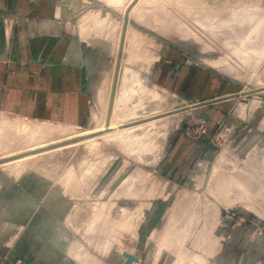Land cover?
<instances>
[{
    "label": "rangeland",
    "instance_id": "obj_1",
    "mask_svg": "<svg viewBox=\"0 0 264 264\" xmlns=\"http://www.w3.org/2000/svg\"><path fill=\"white\" fill-rule=\"evenodd\" d=\"M255 1L205 0L204 2H200V0H197L193 2L191 0H171L170 5L163 2L157 5H150L146 0H142L140 3L141 12L148 15L147 21L144 22L137 19L133 12L131 13L130 11L129 13L128 10H124V6H107L101 0H92L88 7L72 16L76 19L77 23L82 19L85 32L82 40L77 42V46L81 51L85 85L90 98V114L87 120L84 124L75 126L50 119H36L28 116L0 113V157L22 151L27 147L29 149L31 146L28 145L30 144L64 138L60 136V133L63 135L65 132H70L71 129L80 130L81 128L94 125L98 117L100 119L103 118L105 109L95 99L97 88H94V86L98 85L97 87H100L102 90L101 98L104 105L108 98L109 86L114 70L113 66L119 55L115 52L107 53L103 51L102 47L107 44L108 37L110 38L111 35H114V38H117L119 35L121 30L120 26H117L115 32L110 33L106 38L108 31L111 30L112 22L116 21H122L125 28L128 27L125 42L126 51L122 52L120 66L123 65V61H125L128 55L129 40L127 39L131 36V32L129 31L137 29L142 33L143 39L142 49L140 48L138 52L147 54L148 56H143L133 66L135 69L140 70V74L148 87L154 90L160 99L163 97L161 101H158V107L155 110H147L149 113L146 114L142 110L132 112V108H134L136 102H134V97H130L129 101L131 100V103L129 105L124 104L121 110H119V112H123V123H135L145 116L159 115L160 113L164 114L155 116V118L166 116V118H170L172 121L168 128H163L161 127L162 125L160 126L162 129L157 127L160 132H166L165 134L158 133L156 127H154V130L152 129L154 133H152V130H148L150 141L153 140V142L148 141L147 150L150 147L154 148L157 142V145H161L162 148L160 149L157 145H155L156 150L150 148L152 151H157L158 154L148 151L150 153L147 152L146 156L154 154L160 157L159 160L156 157V160L149 161L148 164V161L146 163V160L142 161L144 159L140 158L137 152H128L125 148L123 150L118 145L108 144L102 148L92 150L86 144H80L59 152L39 155L35 159L30 160L31 167L22 173L21 178L15 175V173L13 174L9 168H0L6 182L5 185L0 184V189L4 188L2 189L4 191H0L2 193L0 206H7L12 202L11 199L7 198L10 194L12 196H19V198L24 195L22 197L24 200H21L22 202L17 201L21 204L20 207L15 208L14 211L21 212L23 215L28 212L24 217L14 218V226L16 227H14L7 238L4 237V244L10 241L8 245H10V249L14 248V253L13 257H11L10 253L4 249L2 254L3 264H32L31 258H35L34 264H44L40 253L48 242H50L53 248L63 254L66 264H171L173 263V258L178 254L177 250L180 252V247L176 244L166 246L163 248L160 257L156 258L158 257L157 252L161 245V238L174 210L182 207L184 204L185 208L189 206L186 208L187 210L192 206L191 203L195 201L198 207L194 203L195 206L193 205L192 208L182 214L185 216L186 214L188 216L196 214L197 216L194 215V217L196 216L197 218L192 217L194 219L192 222L195 221L198 224L195 222L190 224V217V222L186 223V221L188 222L187 216V220L184 221L185 216L180 215L182 216V218L180 217L182 220L178 221L180 224L176 228L179 233L180 231H184V229L186 230V227H180L182 225L181 221H184L187 226L188 224L191 225V230L189 229L190 225L187 227V230L189 229L192 232L189 233L191 236L188 235L184 242L186 244H184L186 251L192 252L191 256L194 254V256L198 257L197 259L203 256L209 257L207 251L209 252L210 248L216 246L213 249L216 248L217 252L215 251V253L218 256L217 261L219 264H264V185H262V182H264V177H262L264 176V169L262 170L263 172L260 171V168H264V163H261L264 161V132L259 130L258 127H251V123L248 121L246 126L244 125V129L231 133L219 131L211 136L210 146L198 154L192 164L193 168L190 170V175L187 176L189 170L185 166L186 163L182 164L181 168H172L169 165L170 163H168L170 154L165 152L168 140L171 143V141L177 139L178 137H175V134L178 132H181L188 138L202 140L205 135L202 129H206V126L202 121L194 124L189 123V115L185 113L186 109H182V107L186 105L185 100L187 98L190 100L193 97L190 94H186L185 90H175L155 80V74L151 72V65L154 60L150 61L151 58L155 57V53L161 45L169 44L181 50L186 55L185 59L189 60L190 65L195 64L197 68L201 69L207 68L222 77H227L237 82L244 92L241 95L242 101L239 104H250L252 101L253 104H250L249 108H247L249 112L256 111L263 115L264 88H257L260 87L257 82L260 81L264 85V59L261 60L258 70L253 73L255 76L253 75L252 77L251 74H248V72H253L251 65L243 64L239 60V57L234 54L230 56L229 61L233 65L235 64V70H238L240 75L237 74L236 76L234 71L232 74V70L226 69L227 66L215 67L210 61H218L226 57V54H231L230 52H232L233 46L238 40L235 37L236 34L233 33V35L228 36L225 34V29L228 32L229 25H227L228 27L222 25V31L217 28L218 32L214 27L211 28L212 26H209L210 28L207 30L197 23L195 19L205 13L208 6L216 10L220 9L219 15L227 18L230 12H232L230 7L246 6L255 3ZM260 2L264 5V0H260ZM262 10L264 11V9ZM126 16L128 17V23L125 25ZM72 21L74 22V20ZM80 26L81 24H78L77 29ZM185 26L190 27L199 37L195 35V37L192 35H185L187 36L185 37L184 34L189 33L187 31L188 28ZM206 27L208 28V26ZM177 28H181V31L179 32ZM76 31L78 32V30ZM226 39H230V42L226 41ZM261 41L264 42V39H261ZM229 43H232L233 46ZM118 86L119 83L118 85L116 83V87ZM254 101H259V103H255L254 105ZM236 111L239 112H236V116L242 114L240 106ZM236 118L240 119V117ZM151 119H146L143 122ZM4 124L8 126V129L5 130V136L2 134ZM37 125L45 126L46 130L41 133L38 139L26 141L30 138L27 135L28 132L31 135L32 129H34H30V127H37ZM48 127L53 131H48ZM64 127L66 130L68 128V132L63 129ZM45 132H49V134ZM158 134H160V137ZM154 135H158L157 137L159 138H153ZM162 135L164 136L162 137ZM155 140H157L156 143H154ZM133 146L138 148L137 145ZM133 153H135L134 156L132 155ZM136 154L137 156L135 157ZM224 154L227 159L221 160ZM228 155H230V158ZM236 159H238V162ZM226 160L227 162L230 161V163L225 162ZM243 160L245 161L243 162ZM247 160L249 163H247ZM257 161L260 163H257ZM150 162L154 163L151 164ZM221 162L223 163L220 164ZM233 163H236L234 167H232ZM223 164L225 165L223 166ZM254 165L255 169H253ZM228 167L229 169L232 168L233 171L227 169ZM240 167L243 170H246L244 168H248L247 172H244L246 175L248 173L251 174L253 178L250 174L247 176L253 179L254 187H252L253 185L251 186L252 190L254 188V190H257H253L252 195L250 194L251 197H247L246 201H242L238 196L237 199L231 201L229 200L231 195V199H234L236 195H242L240 189H237L240 191L239 193L234 190L236 189L235 186L237 188L238 186L233 183V177H238L239 175L238 178H241V174L242 177L245 176L244 172L238 171ZM234 168L237 170H234ZM137 170L143 171L145 174L140 178ZM256 170L259 173L262 172L260 173L261 175ZM254 171L257 172L256 175L258 174L259 181L263 178L259 185L258 178L254 176L255 174H252L255 173ZM238 172L241 174H238ZM235 173L237 176H235ZM133 175L136 180L138 178L139 180L136 181ZM129 176L133 177L131 178L133 184L130 189L128 188V192L131 194L125 197L124 187L130 183L128 182L129 180L126 181L130 178ZM212 185L217 192L209 189L212 188ZM233 185L234 187H232ZM212 190L213 192H211ZM147 191L149 194L144 196V193H147ZM230 191H233V193L236 191L237 193H234L235 196L233 193H230V195ZM186 193L190 195L188 194V197H186L187 195H184ZM223 193H228V197ZM111 194L114 196L109 197ZM219 194L223 196L221 197ZM27 196H29L30 200L26 199ZM196 197L198 201L200 199L201 201H193L194 199L191 201L190 198L197 199ZM205 197L206 199L208 198V202H206ZM181 198L184 201L180 200ZM186 200L188 201L187 206ZM209 201L212 202V208L207 207L206 209L204 205L210 203ZM247 201L249 204L246 205ZM17 202L14 200L12 203L15 204ZM165 202L168 205L164 204ZM161 203L163 204L160 205ZM111 206L113 207L111 208ZM156 206L163 208L164 211H159L161 213L159 215L162 216L156 221L153 231L151 225H153L155 217H152V214ZM107 207L110 208L109 211L111 212L109 216H106L109 213ZM195 207L196 209L198 208L200 218L196 209V213L191 211ZM98 213H100V217H97ZM203 215H206V217ZM122 220L126 221V226L118 224L116 226L114 224V222ZM49 223L52 225L50 229L38 233L37 227L41 228L43 224ZM90 224H92V228ZM185 224L184 226H186ZM112 225H115V228ZM203 225H205V228H203ZM89 227L90 229L87 231ZM150 229L153 231L152 238L148 240L150 232L147 233V230ZM47 239H50V241ZM36 240H43V244L36 245L34 242ZM182 261L185 264H191L192 259L183 258ZM205 264H211V261Z\"/></svg>",
    "mask_w": 264,
    "mask_h": 264
},
{
    "label": "crops",
    "instance_id": "obj_2",
    "mask_svg": "<svg viewBox=\"0 0 264 264\" xmlns=\"http://www.w3.org/2000/svg\"><path fill=\"white\" fill-rule=\"evenodd\" d=\"M91 1L0 0V113L50 119L75 126L84 124L90 114V98L85 85L84 66L77 42L82 40L85 32L82 19L77 23L72 16L88 7ZM101 1L107 6H124V10L132 2V0ZM141 2L142 0H138L130 11L137 19L146 22L148 15L141 12ZM146 2L150 5L162 2L170 5L171 0H146ZM259 6L264 8L260 0H256L255 3L241 7ZM230 8H239V6ZM219 13L220 9L216 10L208 6L205 13L195 19L200 24L205 19L212 20L211 16L218 19L223 18ZM126 23H128L127 16L125 25ZM78 24L81 26L77 29ZM121 24L124 23L122 21L112 22L113 27L120 26L122 33ZM114 32L115 30L111 33ZM127 32L128 29H126L123 51H126ZM129 32L131 36L127 39L129 40L127 56L131 55V42L136 43L137 48L134 52L139 58L148 56L138 52L140 48L142 49V33L137 29ZM115 41L114 35L108 37L107 44L104 46L109 50L103 49V51L118 53ZM185 56L181 50L164 44L159 47L155 57L150 61L154 60L151 72L155 74V80L164 83L169 88L185 90L186 94L193 97V99L185 100L186 105H189L185 111L189 115V123L202 121L206 126V134L202 140L188 138L181 132L175 134L178 138L171 143L168 140L165 152L170 154L169 165L172 168H181V165L186 163L185 166L189 170L188 176L198 154L210 146L211 136L219 131L231 133L244 129L247 121L251 123V127H258L264 132V114L256 111L249 112L248 109L245 115L236 116L238 113L236 110L241 106L239 104L242 101L241 95L244 93L242 87L237 82L222 77L207 68L201 69L195 64L190 65ZM124 66V63L120 66V77ZM131 67L140 73V70L135 69L133 65ZM2 175L0 171V184L5 185V178ZM2 189L4 188L2 187L0 191ZM0 194V200H2V193ZM145 195L147 193H144ZM22 197L24 195L19 198V196L10 194L7 198L12 202L14 200L22 202L21 200H24ZM26 199L30 200L29 196ZM12 202L7 206H0V264H3L4 249L13 257L14 248L10 249L8 245L10 241L4 244L3 240L16 227L14 218L24 217L28 213L23 215L21 212H15ZM164 204L168 205L167 202ZM160 210L163 209L156 206L153 211L152 217H155L151 225L153 231L156 221L162 216L159 215ZM50 227H52L50 223L43 224L41 228L37 227L38 233ZM150 230H147V233ZM47 240L50 241V239ZM34 242L36 245L43 244V240ZM40 254L44 264H66L63 254L53 248L50 242L42 248ZM34 259H30L32 264H34Z\"/></svg>",
    "mask_w": 264,
    "mask_h": 264
},
{
    "label": "bare ground",
    "instance_id": "obj_3",
    "mask_svg": "<svg viewBox=\"0 0 264 264\" xmlns=\"http://www.w3.org/2000/svg\"><path fill=\"white\" fill-rule=\"evenodd\" d=\"M120 2H124L125 0H119ZM131 1V0H130ZM138 0H132V2L129 4V6H127V8H126V11L127 10H129V12H130V10H131V8L136 4V2H137ZM262 9H264L263 7H261V6H259V7H253V8H246V7H239V8H232V12H230V14L228 15V17L226 18H220V19H218L217 17L216 18H214V16H211V18H213L212 20H209V19H205V20H203V22H201L200 23V25H202L203 27H205L207 30H209V28L211 27V28H213L214 27V29L216 30L217 28L220 30V31H222L221 29H222V25L223 26H225L226 25V27H228L227 25H229V30H228V32H226V29H225V34H227V36L228 35H233V33L234 34H236V39H238L237 40V43L233 46V44L232 43H229V44H231V46H233V49H232V52H230L231 54H226L227 56L226 57H224V58H222V59H220V60H218V61H210V63L211 64H213L215 67H222V66H227V68L226 69H230V70H232V74H233V71H234V73L236 74V76H237V74H239V72H238V70H235V64L233 65L232 63H231V61H229L230 60V56H232L233 54L234 55H236V56H238L239 57V60L240 61H242L243 62V64H245V65H251V67L253 68V70H252V68H251V70L253 71V72H251V73H249L248 72V74L250 75L251 74V77L254 75L253 73L254 72H256L257 70H258V67L260 66V63H261V60H263L264 59V42H262L261 41V39H264V11L262 10ZM262 11V12H261ZM227 16V15H226ZM215 19H218V20H215ZM208 20H209V22H208ZM182 23V22H181ZM175 24V23H174ZM176 25V24H175ZM182 25H184V23H182ZM186 25V24H185ZM123 26V29H122V33L120 32V34L117 36V38H116V41H115V46H116V49H118L119 51H118V55H119V52L121 51V52H123V48H124V41H125V36H126V29L127 28H125V26H124V24H121V27ZM206 26H208V28L206 27ZM210 26V27H209ZM110 27V26H109ZM116 27H117V25H115L114 27L112 26L111 27V30L107 33V34H110L111 32H113L115 29H116ZM186 27V26H185ZM186 28H188V30L187 29H185V30H187L189 33L188 34H184V33H182V34H184V36L185 35H188V36H198L195 32H193L192 31V29L190 28V27H186ZM190 28V29H189ZM225 28V27H224ZM224 28H223V30H224ZM178 29V28H177ZM182 29H184V28H182ZM179 30V32L181 31V28H179L178 29ZM177 30V31H178ZM213 30V29H212ZM211 30V31H212ZM219 30H216L217 32L219 31ZM182 31H184V30H182ZM222 33V32H221ZM220 34V33H219ZM224 34V33H223ZM224 34V35H225ZM221 35V34H220ZM194 36V37H195ZM216 36V35H215ZM185 37H187V36H185ZM199 37V36H198ZM200 38H201V36H200ZM225 38H226V36H225ZM228 38H230V37H228ZM222 39H224V38H222ZM230 40V39H229ZM228 39H226V41H229ZM203 41V40H202ZM225 41V42H226ZM230 42V41H229ZM227 43V42H226ZM226 45V44H225ZM228 46V45H227ZM230 46V47H231ZM104 50H109L106 46H103L102 47ZM137 48V46H136V43L135 42H131V46H130V53H131V55L130 56H127V58H126V60H125V62H124V67H123V70H122V72H121V77H120V70H121V68H120V62H121V59H119L118 57H116V58H118V59H116V62H115V65L113 66L114 67V70H113V76H112V79H111V83H110V86H109V91H108V98L106 99V101H105V103H104V105H103V101H102V98H101V96H102V90L100 89V87H97L96 85L94 86V88H97V90H96V92H95V95H96V98L95 99H97V102H98V104L99 105H101V107L103 106L104 107V109H105V112L103 113V118H99L98 117V119H96V121H95V124H94V126L93 127H90V128H81L80 130H74V129H71V131L70 132H68L67 130H68V128H67V130L65 129V127L63 128L65 131H67L68 133H63V135H61V133H60V136H62V137H64V138H60V139H58V140H51V141H48V142H38V143H35V144H30V145H28V146H31L29 149H27V148H25L24 150H22V151H19V152H13V153H10V154H8V155H4V156H2V157H0V168H6V169H10L12 172H13V174L15 173V175H17V176H20V178H21V175H22V173H24V171H26L29 167H31V164L29 163L30 162V160H32V159H35L36 157H38L39 155H43V154H47V153H51V152H59V151H62V150H64V149H67V148H70V147H74V146H76V145H80V144H86V146H89L92 150H95V149H99V148H102V147H104L105 145H108V144H114V145H118V146H120L123 150H124V148L128 151V152H137L139 155H140V158H142V159H144V160H142V161H145V163L147 162V164L149 163V161H154V159L158 156V155H152V154H148V156H146L147 154V152L148 151H151V153L152 152H156V154H158L157 153V151H152L153 149L154 150H156L155 149V145H157V140H155V142L154 143H156L155 145H154V148L152 149L151 147V149L152 150H150V148H149V150H147L148 148V144H149V142H153V140L152 141H150V138H149V132H148V130H154V127H159L160 129H162L161 127H166V128H168L169 127V125H170V123H171V119L170 118H166V116L165 117H162V118H155V116H161L162 114H164V113H160L159 115H148V116H145V117H143L142 119H140V121H136L135 123H126V124H124L123 122H124V120H122V116H123V112H119V110H121V108L123 107V105L124 104H127V105H129L130 103H131V100L129 101V99H130V97H134L135 99H134V102H136V105H134V108H132V112H136V111H141L142 110V112H145L144 114H146V113H149V112H147V110H155L157 107H158V105H159V102L158 101H161L162 100V98L160 99V97H159V95L157 94V93H155V91L154 90H151L149 87H148V85L145 83V81L143 80V77L141 76V74L140 73H138V72H136L132 67H131V65H133L136 61H139V59L141 60V58H139L138 56H137V54L134 52V50ZM235 56V57H236ZM121 58H122V54H121ZM208 59V58H207ZM143 61V60H142ZM207 61V60H206ZM233 62V61H232ZM239 62V61H238ZM240 63V62H239ZM239 63H238V65H239ZM241 64V63H240ZM243 66V65H242ZM246 67V66H245ZM250 67V66H249ZM248 67V68H249ZM225 69V70H226ZM250 69V68H249ZM245 70V69H244ZM250 70V71H251ZM244 73V72H243ZM242 73V74H243ZM234 74V75H235ZM118 75H119V79H118ZM240 75V74H239ZM255 76V75H254ZM116 83H117V85H118V83H119V86L118 87H116ZM257 84L258 85H260V87H257V88H264V85L263 84H261L260 83V81H258L257 82ZM118 90H117V89ZM115 89H116V91H115ZM263 91V90H262ZM243 95V94H242ZM255 103H259V101H254V105H255ZM250 104H253L252 103V101H251V103ZM250 104H242L241 106H240V110L242 111H240L242 114H240L241 116H243V115H245V111L246 110H248L247 108H249V105ZM253 105V106H254ZM189 105H185L184 107H182V109H186L187 107H188ZM238 106H239V104H238ZM97 107H99V106H97ZM152 108V109H151ZM98 110V109H97ZM97 113H98V111H97ZM239 113V112H238ZM98 115V114H97ZM97 117V116H96ZM149 118H152L151 120H149V121H146V122H143L144 120H146V119H149ZM129 124H131V125H129ZM162 125V126H161ZM4 126V128H2V131H3V133L2 134H4V136L6 135V129H8L7 127V124L5 125H3ZM35 126V125H34ZM161 126V127H160ZM11 127V126H10ZM9 127V128H10ZM28 128V127H27ZM32 128H34V129H32ZM49 128V127H48ZM47 128V130L49 131H53V130H51V128H49L48 129ZM159 128H157L158 129V133H161V134H165V133H162V132H160L159 131ZM4 129V130H3ZM30 129H32V133H31V135H29V132H28V136L30 137L29 139H28V137H26L25 135H24V137L26 138V139H28V140H26V141H33V140H36V139H38V137L39 136H41V133L44 131V130H46L45 129V126H42V125H37V127H33V126H31L30 127ZM29 129V130H30ZM60 129V128H59ZM27 130V129H26ZM152 130V133H154V131ZM167 130V129H166ZM31 131V130H30ZM60 131V130H59ZM55 132V131H54ZM58 132V131H57ZM157 132V131H156ZM46 134H49V132L47 133V132H45ZM44 133V134H45ZM150 133H151V131H150ZM43 134V135H44ZM45 134V135H46ZM42 135V136H43ZM51 135V134H50ZM159 135V137H160V134H158ZM157 135V136H158ZM157 136H153V138L154 137H157ZM164 135H162V137H163ZM43 137H45V136H43ZM152 137V136H151ZM159 137H157V138H159ZM149 138V139H148ZM148 139V140H147ZM149 141V142H148ZM159 141H160V139H159ZM163 141V140H162ZM148 143V144H147ZM126 145V147H124ZM128 145V146H127ZM133 145H137L138 146V148H135V146H133ZM157 147H160V149H162L161 148V145L160 146H158L157 145ZM163 147V146H162ZM98 151V150H97ZM160 151V150H159ZM161 152V151H160ZM159 152V153H160ZM135 153H133L132 155L134 156V154ZM148 153H150V152H148ZM227 153V152H226ZM225 153V154H226ZM131 154V153H130ZM224 154V155H225ZM229 154V153H228ZM224 155H222V157H221V160H225V159H227V158H225L226 157V155L224 156ZM137 156V154L135 155V157ZM229 156V158H230V155H228ZM250 156V155H249ZM255 156V155H254ZM253 156V157H254ZM257 156V155H256ZM139 157V156H138ZM160 157V156H159ZM159 157H157V159L159 160ZM252 157V158H253ZM251 158V159H252ZM256 158V157H255ZM241 159V158H240ZM259 159H261L260 157H259ZM156 160V159H155ZM229 160V159H228ZM237 160V162H238V159H236ZM235 160V161H236ZM250 160V159H249ZM253 160V159H252ZM251 160V161H252ZM141 161V162H142ZM220 161V160H219ZM230 161H232L233 162V160L232 159H230ZM230 161H228L229 163H230ZM245 160H243V162H244ZM155 162H157V161H155ZM225 162H227V160L225 161ZM227 162V163H228ZM253 162V161H252ZM255 162V161H254ZM151 163V162H150ZM152 163H154V162H152ZM151 163V164H152ZM223 162H221L220 164H222ZM227 163H226V165H227ZM246 163V162H245ZM247 163H249V161L247 160ZM257 163H260V162H258L257 161ZM261 163H264V161L263 162H261ZM22 164V165H21ZM24 164V165H23ZM150 164V165H151ZM219 164V165H220ZM234 164V163H233ZM232 164V165H233ZM236 164V163H235ZM235 164L232 166V167H234L235 166ZM15 165V166H14ZM225 164H223V166H224ZM260 165V164H259ZM221 166V165H220ZM250 166V165H249ZM257 166H258V164H257ZM263 166V165H262ZM230 167V166H229ZM229 167L227 168V169H229ZM243 167V166H242ZM242 167H240V168H238V171H242V172H247L246 170L248 169V168H244V169H246V170H243V168ZM245 167H246V165H245ZM253 167V166H252ZM252 167H249V168H252ZM257 169H258V167H256ZM226 169V168H225ZM226 169V170H227ZM236 168H234V170H235ZM253 169H255V165H254V168ZM261 169V170H260ZM259 170L260 171H262L264 168H260ZM138 170H140V169H138ZM137 170V171H138ZM214 170V169H213ZM218 170V169H217ZM229 170H231V171H233V169L232 168H230ZM237 170V169H236ZM251 170V169H250ZM231 171H229V172H231ZM249 171V170H248ZM251 171H253V170H251ZM257 171V170H256ZM139 172V176H140V178L145 174V172H143V171H138ZM214 172H215V170H214ZM234 172H236V171H234ZM244 172V173H245ZM250 172V171H249ZM255 172V171H254ZM258 172V171H257ZM257 172H255V173H252V174H255L254 176H256L257 177V175H256V173ZM263 172V171H262ZM262 172H260V173H262ZM231 173H233V172H231ZM244 173H243V176H244ZM259 173V172H258ZM259 173V174H260ZM135 174V173H134ZM236 174V173H235ZM238 174H241L240 172H238ZM248 174H250V173H248ZM247 174V175H248ZM131 175V174H130ZM136 175V174H135ZM246 175V173H245V176L244 177H242V174L240 175V177L241 178H238L239 177V175H238V177H233V183L234 184H236L237 186H238V188L235 186V188L236 189H234V190H236V191H238V193L240 192L239 190H237V189H240L241 190V192L240 193H242V195L241 194H239V195H241V196H239V195H234V193L236 192H234L233 193V191L231 192H229V194L231 193H233V195L235 196H233L234 197V199H231V196L229 197V200H235V199H237V196H238V198H241V200L243 201V200H245L246 201V199H247V197H251L250 196V194L252 193V191L255 189H253L252 190V187H254V185H253V177L251 176V174H250V176L252 177V178H250V177H248ZM261 175V174H260ZM259 175V176H260ZM235 176H237V174L235 175ZM130 177V178H129ZM128 178L129 179H127L126 181H128V182H130V183H128L125 187H124V190H125V193H124V196L125 197H128L131 193H129L128 192V190L131 188V186H132V184H133V182H131V178H133L134 177V175H133V177L132 176H129ZM216 177H218V176H216ZM247 177H248V179H247ZM262 177H264V176H262ZM261 177V178H262ZM138 178V177H137ZM258 178V177H257ZM257 178H254V179H257ZM260 178V179H261ZM134 179H135V177H134ZM263 179V178H262ZM262 179H261V181H262ZM133 180V179H132ZM136 180V179H135ZM138 180H139V178H138ZM138 180H136V181H138ZM227 180H229V179H227ZM218 181V180H217ZM222 181H223V179H222ZM229 181H231V180H229ZM255 182H257L256 180H254ZM258 181H259V178H258ZM261 181H259V183H258V185L259 184H261ZM226 182V181H225ZM215 183H216V181H215ZM222 183V182H221ZM263 184L262 185H264V182H262ZM217 184V183H216ZM223 184H224V182H223ZM222 184V185H223ZM229 184V183H228ZM214 185V184H213ZM212 185V188H209V187H211V186H209L208 188L209 189H213L214 191H216L217 192V190H215V187ZM229 185H231V184H229ZM253 185V186H252ZM216 186V185H215ZM228 186V185H227ZM226 186V187H227ZM252 186V187H251ZM219 187H220V184H219ZM232 187H234V185L232 186ZM255 187H256V184H255ZM129 188V189H128ZM260 188H261V186H260ZM119 189V188H118ZM213 190L211 191V192H213ZM257 190V189H256ZM256 190H254V191H256ZM115 192H116V190H114ZM221 191V190H220ZM225 191V190H224ZM117 193V192H116ZM237 193V192H236ZM112 194H114L113 192H112ZM111 194V196H109V197H112V196H114V195H112ZM149 193H148V191H147V195H148ZM189 194V193H188ZM188 194L186 193V194H184V195H187L186 197H188ZM213 194V193H212ZM223 194H225V193H223ZM228 194V193H227ZM227 194H225L226 195V197H228L227 196ZM117 195H119L118 193H117ZM117 195L115 194V196L117 197ZM122 195V194H121ZM190 195V194H189ZM200 195V194H199ZM216 195V194H215ZM218 195V194H217ZM221 197L223 196V195H221V194H219ZM225 195H224V197H225ZM252 195V194H251ZM219 196V197H220ZM119 197V196H118ZM185 197V196H184ZM199 197V196H198ZM215 197V196H214ZM122 198H123V196H122ZM197 198V197H196ZM200 198V197H199ZM218 198V197H217ZM248 198V199H249ZM191 199V201L193 200V201H195V200H197V202H199V201H201V199L198 201V198L197 199H195V198H190ZM205 199H206V197H205ZM205 199H204V202H205ZM208 199V198H207ZM206 199V200H207ZM180 200H182V198L180 199ZM179 200V201H180ZM219 200V199H218ZM222 200V199H221ZM261 200V199H260ZM182 201H184V200H182ZM191 201H190V203H191ZM223 201V200H222ZM221 201V202H222ZM244 201V202H245ZM250 201V200H249ZM114 202V201H113ZM186 202V206H187V200L185 201ZM206 202H208V200L206 201ZM210 202V201H209ZM224 202V201H223ZM194 203H196V201L194 202ZM194 203H191V207L190 208H192L193 207V205H194ZM212 202H210V203H207V205H204V206H206V209H207V207L209 208V207H211L212 208V204H211ZM229 203V202H228ZM180 204V203H179ZM232 204V203H231ZM230 204V205H231ZM246 205L247 204H249L248 203V201H247V203H245ZM15 205H18V206H16L15 207ZM20 205L21 204H19L18 202L17 203H15L14 204V209L16 208H19L20 207ZM115 205V204H114ZM188 205H189V203H188ZM196 205H197V203H196ZM233 205H234V202H233ZM179 206V205H178ZM195 206V205H194ZM81 207V206H80ZM108 207H109V205H108ZM107 207V208H108ZM113 206H111V208H112ZM189 206H187L186 208H188ZM197 207H198V205H197ZM186 208H185V204L184 205H182V207H179V208H176L175 210H174V212L172 213V215H171V219H169L170 220V222H169V224H168V226L166 227V229H165V232L163 233V236H162V238H161V245L159 246V251L157 252V255H158V257H156V258H159L160 257V255H161V253L163 252V248H165L166 246H172V244H176V245H178L179 247H180V252L177 250V252H178V254L173 258V263H171V264H185L183 261H182V259L183 258H191L192 259V261H191V264H205L206 262H208V261H211V264H219L218 263V256L216 255V253H215V249H213L214 247H216V246H214L213 248H210V251L208 252L207 250V253H208V255H209V257H207V256H203V257H201V258H199V259H197L198 257H196V256H194V254L191 256V253L192 252H189V251H186V249H185V247H184V242L186 241V238L188 237V235L189 236H191L189 233L191 232V231H189V229L191 230L192 229V227H191V225L190 224H192L193 222H195V221H193L192 222V220H194L192 217H194V215H196V214H192V216H188V214H186V216H187V218H188V222L186 221V223H189L190 221H191V223L190 224H188V226L190 225V227H189V229L187 230V225L184 223V221L185 220H187V218H186V216L184 215V214H182V213H184L185 211L187 212L189 209H187L186 210ZM214 208V207H213ZM109 209L110 208H108V210L107 211H109ZM163 209V208H162ZM195 209H196V207L195 208H193V210H191L193 213H196V211H195ZM205 209V210H206ZM139 210H140V208H139ZM197 210V214L199 213V211H198V208L196 209ZM208 210H210V209H208ZM101 211H102V209H101ZM161 211V210H160ZM162 211H164V209L162 210ZM190 211V212H191ZM207 211V210H206ZM212 211V210H211ZM257 211V210H256ZM210 212V211H209ZM214 212H216L215 210H214ZM108 213V212H107ZM111 212L109 211V213L106 215V216H109V214H110ZM213 213V212H212ZM190 214V213H189ZM207 214V213H206ZM101 215H103V214H101ZM180 215H182V216H185L184 217V221H181V226L180 227H182V228H184V227H186V230L184 229V231H180V233H179V231L176 229L177 228V226H179V224L180 223H178V221L179 220H182V219H180V217L182 218V216H180ZM199 215L200 214H198V217H199ZM208 215H209V213H208ZM105 216V215H104ZM197 216V215H196ZM195 216V217H196ZM202 216V215H201ZM203 216H205L206 217V215H203ZM213 216H214V214H213ZM212 216V217H213ZM97 217H100V213H98V216ZM189 217L191 218L190 219V221H189ZM194 217V218H195ZM215 217V216H214ZM101 218H102V216H101ZM197 218V217H196ZM200 218V217H199ZM208 218H210V217H208ZM198 220V219H197ZM115 221V220H114ZM207 221H208V219H207ZM111 222V221H110ZM126 221L125 220H122V221H120V222H114V224L117 226V224L118 225H120V226H126V223H125ZM209 222V221H208ZM178 223V225H176ZM195 223H197V222H195ZM204 223H205V221H204ZM212 223H213V221H212ZM111 224H113V223H111ZM184 224L186 225V226H184ZM198 224V223H197ZM197 224H195V225H197ZM200 224V223H199ZM210 224V223H209ZM91 226V228H92V224H90ZM115 225H112L113 227L115 226ZM194 225V224H193ZM192 225V226H193ZM206 225V224H205ZM205 225H203V228H205L204 226ZM119 226V227H120ZM211 226V225H210ZM90 227L89 228H87V231H88V229H90ZM96 227V226H95ZM112 227V228H113ZM194 227V226H193ZM196 227V226H195ZM115 228V227H114ZM208 228V227H207ZM130 229V228H129ZM92 230V229H91ZM182 230V229H181ZM195 230V229H194ZM205 230V229H204ZM90 231V230H89ZM130 231V230H129ZM207 232H208V230H207ZM192 233V232H191ZM204 233V232H203ZM202 234V233H201ZM175 235H177V236H175ZM200 235V234H199ZM206 235V234H205ZM208 236V235H207ZM201 237V236H200ZM59 238V237H58ZM152 238V232L150 231V233H149V235H148V240H150ZM205 238V237H204ZM217 239V238H216ZM215 239V240H216ZM147 240V239H146ZM200 240V239H199ZM109 243H110V241H109ZM193 243V242H192ZM197 243V242H196ZM198 244V243H197ZM186 245V244H185ZM218 245V244H217ZM178 246H177V248H178ZM187 247V246H186ZM213 250H214V252H213ZM217 252V251H216ZM196 257V258H195ZM139 258V257H138ZM81 259H83V258H81ZM196 259V260H195Z\"/></svg>",
    "mask_w": 264,
    "mask_h": 264
},
{
    "label": "built area",
    "instance_id": "obj_4",
    "mask_svg": "<svg viewBox=\"0 0 264 264\" xmlns=\"http://www.w3.org/2000/svg\"><path fill=\"white\" fill-rule=\"evenodd\" d=\"M202 132H203L204 134H206V129H205V128H203V129H202Z\"/></svg>",
    "mask_w": 264,
    "mask_h": 264
},
{
    "label": "water",
    "instance_id": "obj_5",
    "mask_svg": "<svg viewBox=\"0 0 264 264\" xmlns=\"http://www.w3.org/2000/svg\"><path fill=\"white\" fill-rule=\"evenodd\" d=\"M128 11H129V10H128ZM127 13H128V12H127ZM121 54H122V52L120 51V52H119V59L121 58Z\"/></svg>",
    "mask_w": 264,
    "mask_h": 264
}]
</instances>
